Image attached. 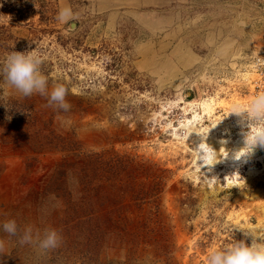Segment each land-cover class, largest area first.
<instances>
[{"label":"rangeland","instance_id":"obj_1","mask_svg":"<svg viewBox=\"0 0 264 264\" xmlns=\"http://www.w3.org/2000/svg\"><path fill=\"white\" fill-rule=\"evenodd\" d=\"M63 7L76 19L58 21ZM263 46L264 0H0V69L36 55L71 105L0 74V224L62 238L44 251L0 229V264H207L264 245V150L232 160L243 141L224 118L254 97ZM214 124L206 142L229 156L200 172L188 133Z\"/></svg>","mask_w":264,"mask_h":264},{"label":"clouds","instance_id":"obj_2","mask_svg":"<svg viewBox=\"0 0 264 264\" xmlns=\"http://www.w3.org/2000/svg\"><path fill=\"white\" fill-rule=\"evenodd\" d=\"M56 19L61 23H68L70 20L76 19V15L71 7H63L59 10ZM71 27L74 29L75 25L73 24ZM40 64L41 60L30 52L13 51L7 56L3 68L0 69V74L5 77L10 86L14 87L24 97H29L34 92L42 96L47 95L49 106L68 111L71 105L65 100L66 87L55 85L49 94L47 92V80L39 71ZM229 114L238 117L236 125L240 128L243 141V147L231 152V159L234 161L241 160L242 157L247 159L257 147L264 150V92L254 96L246 105H234L224 118ZM217 124L212 125L211 128L193 130L188 133V137L192 133H196L200 137L198 145L194 146L196 162H200L197 163V171L201 172V168L208 166L207 170L211 172V166L229 156V150L224 147L228 140L221 139L218 141L221 145L220 148L224 149L222 159H217L218 151L206 142L210 129L215 128ZM225 132L227 133V130ZM211 178L218 179L216 176ZM234 182V179L229 181V183ZM0 229L9 237H18L21 245L36 244L39 249L44 251L56 249L62 240L59 233L51 228L45 229L42 237L37 232L34 239L33 229L28 227L21 232L15 220H7L0 224ZM243 234L245 237H251L248 233ZM4 251V241L0 240V254H3ZM206 259L207 264H264V245L255 243L249 245L244 240H240L222 250L212 249Z\"/></svg>","mask_w":264,"mask_h":264},{"label":"built area","instance_id":"obj_3","mask_svg":"<svg viewBox=\"0 0 264 264\" xmlns=\"http://www.w3.org/2000/svg\"><path fill=\"white\" fill-rule=\"evenodd\" d=\"M250 88L253 96L264 92V46L258 49L252 59Z\"/></svg>","mask_w":264,"mask_h":264},{"label":"trees","instance_id":"obj_4","mask_svg":"<svg viewBox=\"0 0 264 264\" xmlns=\"http://www.w3.org/2000/svg\"><path fill=\"white\" fill-rule=\"evenodd\" d=\"M121 193H122L123 195H126V196L128 197V195H127V193H126V192H124V191H121Z\"/></svg>","mask_w":264,"mask_h":264},{"label":"bare ground","instance_id":"obj_5","mask_svg":"<svg viewBox=\"0 0 264 264\" xmlns=\"http://www.w3.org/2000/svg\"><path fill=\"white\" fill-rule=\"evenodd\" d=\"M238 148H240V147L236 145V146H235V149H238ZM236 165H237V164H236ZM252 172H253V171H252Z\"/></svg>","mask_w":264,"mask_h":264},{"label":"water","instance_id":"obj_6","mask_svg":"<svg viewBox=\"0 0 264 264\" xmlns=\"http://www.w3.org/2000/svg\"><path fill=\"white\" fill-rule=\"evenodd\" d=\"M72 22H70V25H71Z\"/></svg>","mask_w":264,"mask_h":264}]
</instances>
